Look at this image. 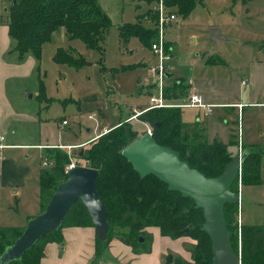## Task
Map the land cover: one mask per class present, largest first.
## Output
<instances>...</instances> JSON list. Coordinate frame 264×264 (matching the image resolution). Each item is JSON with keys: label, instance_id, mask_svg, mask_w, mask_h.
Masks as SVG:
<instances>
[{"label": "trees", "instance_id": "16d2710c", "mask_svg": "<svg viewBox=\"0 0 264 264\" xmlns=\"http://www.w3.org/2000/svg\"><path fill=\"white\" fill-rule=\"evenodd\" d=\"M137 1L149 4L156 0ZM161 1L165 7H174L177 15L185 18L196 1L200 0ZM6 10L7 35L10 41L6 53L16 62L23 61L27 55L34 59L33 78L41 95L43 88L38 67L41 45L49 42L58 30H62L68 41L78 39L86 48L100 50L104 33L110 24L97 0H11ZM155 35V28L144 27L138 22L121 24L118 29V36L122 41L134 37L148 48ZM167 47L170 48L166 44L165 48ZM52 60L73 68L86 64L82 56L73 49L64 50L60 47L55 50ZM217 62L222 61L218 59ZM179 84L181 82H174L172 87L165 88L164 97L175 98V93L181 92ZM155 122L158 123L157 127L153 126ZM145 125L150 128V136L157 144L175 150L181 160L206 177L219 175L234 156L227 150L228 146L235 145L231 140L226 144L215 140L207 142L199 129L183 124L179 108H151L138 114L135 122L120 121L115 127L100 133L89 142L88 147L82 148L80 155L77 151L68 155L65 150L56 147L46 150V157L51 165L40 169L38 174L40 212L57 184L66 178L64 166L69 163L72 155L75 157V165L98 171L96 191L106 208L108 229L103 241L95 236L96 255L112 237L129 245L136 252H146L149 244L145 245V242L148 240L149 243L150 238L144 229L154 226L162 236L171 239L186 236L195 242L188 250L191 262L176 257L171 264H210V241L200 229L203 222L201 210L194 207L190 198L168 190L153 175L139 178L121 155V150L129 142L145 133ZM184 127L191 129L185 130ZM259 170L260 155L252 151L244 152L240 162V184H261ZM235 182L231 186L233 191H237ZM236 206V203H225L223 206L230 245L234 252H238L240 264H264V224H242L239 248L237 249L236 239L235 243L232 242L228 224L236 214ZM85 226L92 224L85 207L77 200L56 230L43 234L19 259L7 264H39L46 243L61 242V228ZM184 228H187L186 232H183ZM22 229L23 227L0 228V254L20 235ZM139 238L142 239L141 242Z\"/></svg>", "mask_w": 264, "mask_h": 264}, {"label": "rangeland", "instance_id": "374dc122", "mask_svg": "<svg viewBox=\"0 0 264 264\" xmlns=\"http://www.w3.org/2000/svg\"><path fill=\"white\" fill-rule=\"evenodd\" d=\"M10 1L6 0L5 3L0 0V25H4L2 18L6 15L3 8L7 7ZM157 2L158 0L146 4L137 0H97L110 23L104 33L100 50L88 49L78 39L67 42L74 46L86 61L81 67L73 68L52 60L57 47L65 45L56 41L62 37V31H57L50 42L41 45L38 67L43 95L37 90L34 78L27 80L24 85L32 89L30 93L36 98V101L32 99L31 104L42 106L45 111L41 115L48 116L42 124L43 136L55 142L81 141L94 133L98 134L99 129L115 127L116 123L123 121L133 109L136 111L145 107L148 94L155 95L156 78L147 69H139V66L141 63H148L151 57L152 63H156V56L134 37L122 41L118 36V29L121 24L135 22L144 27L156 28ZM262 9L264 4L258 0H200L196 1L190 13L182 18L177 15L174 7H165V13L174 15V19L168 21L165 26L163 37L164 45L168 46L167 42L172 43L173 73L185 80L207 78L211 75L221 77L228 72L236 74L239 66L247 62L246 57L253 54L256 48L253 37L264 28V13L259 14ZM144 17L148 19L145 24ZM213 27L218 28L224 38L211 41L208 30ZM247 52H250L249 55ZM167 55L169 59L164 61V66L168 72L171 59L169 52ZM218 59L224 61L225 65L210 67ZM166 79L163 81L164 89L172 87L175 82L169 83ZM138 80L152 82L148 94L138 91ZM179 86L182 87L183 84ZM11 87L10 84L9 95L12 97ZM168 94L167 92L166 95ZM181 95L186 97L185 94ZM181 111L183 114L192 113V110ZM89 114L93 115L92 119L87 117ZM62 116L68 123L59 129L56 123ZM130 121L135 122L136 119ZM146 127L145 125V129ZM235 142V146L230 149L232 155L240 154L241 151H252L260 155L261 178V184L241 185L240 176L238 177L235 182L239 194L236 208L244 222L264 224V138L257 144H243L237 133ZM88 146L89 142L83 148ZM70 157L75 160L74 156ZM34 159L35 157L31 156L32 162ZM236 214L233 220L229 221L228 230L233 243L236 239L238 249ZM148 235L150 241L148 243L147 240L145 245L149 244V251L151 235ZM188 246L191 248L193 245L190 243ZM168 254L171 253L165 252L163 264ZM172 260L173 257L171 262ZM188 261L191 262L190 257Z\"/></svg>", "mask_w": 264, "mask_h": 264}, {"label": "crops", "instance_id": "0c3cea01", "mask_svg": "<svg viewBox=\"0 0 264 264\" xmlns=\"http://www.w3.org/2000/svg\"><path fill=\"white\" fill-rule=\"evenodd\" d=\"M258 1L264 4V0ZM4 2L6 3V0ZM3 12L6 15L2 18L4 25H0V136L6 146L0 148V228H20L24 227L28 218L40 212L38 174L40 169L51 165V161L46 157V150L56 147L65 150L68 155L75 154L94 139L95 135L108 128H98V134L94 133L81 141L70 139L71 141L55 142L43 136L42 124L48 116L41 115L45 111L42 106L31 104L32 99L36 101V98L30 93L32 89L24 85L27 80H33L34 59L27 55L23 61L16 62L6 53L10 46L6 7ZM261 12L264 13V9L259 14ZM144 18L143 24L148 21ZM61 35V38L56 39L58 43L65 44L61 48L73 49L75 53L80 54L74 46L67 44L70 41L64 37L63 32ZM253 42L256 46L253 54L246 57L247 62L239 66L236 74L228 72L221 77L211 75L207 78L188 80L173 73V47L172 43L167 42L171 63L169 71L165 74L166 82H181L183 87L180 88L181 92L175 93V98L165 99L170 103H178L186 98L181 94L187 96L189 92H195L201 96L204 104L211 106L205 114L203 109L179 108L183 124L199 129L207 142L215 140L226 144L231 140L232 144H235L237 133L243 144H257L264 138V28L254 35ZM249 53L247 52V55ZM152 60L151 57L148 63H141L139 69H147L148 65L153 64ZM213 64L210 67L225 65L224 61ZM10 84L12 97L9 95ZM151 84L152 82L147 80H138V91L148 94ZM26 93H30L31 97L26 98ZM238 104L241 105L239 109L236 107ZM182 109L192 110V113L183 114ZM62 120L66 121L64 116L56 123L59 129L67 126L68 122L62 125ZM234 146H228L227 150L231 152L230 149ZM31 156L35 157L33 162L30 160ZM240 221L241 225L254 224L244 222L241 216ZM144 231L151 235L148 252H136L118 239L110 238L106 247L96 255L95 232L92 226L63 227L60 229L61 242L46 243L39 264H163V256L168 251L173 258L188 260V245H193L194 240L186 236L174 239L162 236L154 226L146 227Z\"/></svg>", "mask_w": 264, "mask_h": 264}, {"label": "water", "instance_id": "95a60500", "mask_svg": "<svg viewBox=\"0 0 264 264\" xmlns=\"http://www.w3.org/2000/svg\"><path fill=\"white\" fill-rule=\"evenodd\" d=\"M211 41L224 38L218 28H210ZM31 94L26 93V98ZM153 126L157 127L155 122ZM82 148L77 151L81 154ZM244 152L234 155L223 167L219 175L206 177L179 158L178 153L164 145L157 144L147 133L129 142L121 155L131 165L139 178L153 175L163 182L168 190L176 191L181 197L190 198L194 207L202 212L201 231L209 238L211 248L210 264H240L238 252H234L229 242L223 206L237 203L238 191L231 190L238 180L240 162ZM98 171L94 168L74 165L66 172V178L59 182L49 196L43 210L27 219L20 235L6 246L0 254V264L17 260L23 252L43 234L56 230L75 201L85 207L98 240L103 241L107 233V212L96 191ZM187 228L183 229L186 232ZM142 239L139 238V242ZM171 254L166 255L164 264L171 262Z\"/></svg>", "mask_w": 264, "mask_h": 264}, {"label": "built area", "instance_id": "2783aa9c", "mask_svg": "<svg viewBox=\"0 0 264 264\" xmlns=\"http://www.w3.org/2000/svg\"><path fill=\"white\" fill-rule=\"evenodd\" d=\"M157 14H158V20L156 25V35L155 39L151 42L149 46V50L156 56V63L150 64L147 66V70L155 75L156 81H155V95H149L147 100V106L139 111L133 110V113L126 118L125 121L136 119V116L140 114L143 111H146L151 108H198L203 109L204 114L209 111V108L211 106L206 105L203 103L201 96L198 93L195 92H189L186 96V98L182 102L178 103H170L167 102L164 97V86L163 81L165 79L166 74V68L164 66V61L169 59L168 52L170 51V48H165V41H164V28L168 24V21H171L174 19V15L165 13V7L163 6V3L161 0H158L157 2ZM167 21V22H164ZM243 82V81H242ZM236 107L239 109L241 107L240 104L236 105ZM88 118L92 119L93 115H87ZM61 124H66L65 120L61 121ZM107 130H103V132H106ZM145 132H147L149 135H151L150 128L147 126L145 129ZM99 135V134H98ZM98 135H95L93 138H96ZM3 142V137L0 136V148L6 146ZM75 164L72 159H70L69 163L64 166V172L66 173L67 170H69L71 167H73ZM240 176V173L238 174V177ZM237 217H236V231L237 236L239 238L240 233V215L237 210Z\"/></svg>", "mask_w": 264, "mask_h": 264}]
</instances>
